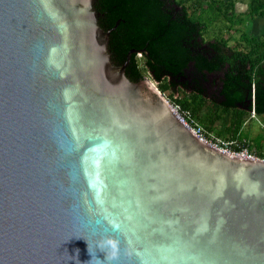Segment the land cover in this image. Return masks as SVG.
<instances>
[{
	"label": "water",
	"instance_id": "water-1",
	"mask_svg": "<svg viewBox=\"0 0 264 264\" xmlns=\"http://www.w3.org/2000/svg\"><path fill=\"white\" fill-rule=\"evenodd\" d=\"M182 9L0 0V264H264V160L200 139L155 82L264 113V65L251 86Z\"/></svg>",
	"mask_w": 264,
	"mask_h": 264
},
{
	"label": "trees",
	"instance_id": "trees-1",
	"mask_svg": "<svg viewBox=\"0 0 264 264\" xmlns=\"http://www.w3.org/2000/svg\"><path fill=\"white\" fill-rule=\"evenodd\" d=\"M173 4H176L178 7H183L182 11L185 13L183 17L190 24L196 23L200 28L197 30L198 38L200 39V44H204L206 42L214 41L216 44L227 48L228 51L233 53L242 54L247 60L248 67L243 72L246 76H248V82L251 86L254 85V82L259 79V75L255 76V73L261 65H264V38L256 39L251 38L247 35L246 32H242L243 39L242 42L237 41L233 45L228 44L227 39H212L206 40L204 38V33L207 28L203 25V18L199 13H202L201 10L207 8L210 10H214L213 6H216V1L211 0L210 5L209 0H172ZM204 1H208V6L202 5ZM223 2V0H221ZM215 2V3H214ZM221 2V7H216L215 10H220L221 14L224 18H226V14L233 8L234 2L224 1ZM225 4V5H224ZM249 15L252 17L263 16L264 15V0H249ZM219 16V15H218ZM245 42L246 44H244ZM140 51H135L132 55L133 62L136 68V72L145 77V74H149L150 78L154 80L153 76L147 72V67L145 63L147 62V57L140 53L143 58V68L140 67L137 54ZM144 71L146 73H144ZM155 81V80H154ZM159 90L164 93V95L172 102L178 103L180 107L184 110H188L191 116L198 121L201 125H203L207 130L216 133L217 135L223 136L225 138L239 137L246 138L249 144L250 149H254L255 153L259 157L264 156L263 150V141L264 137L256 136L252 141L248 139V134L242 132V128L247 119L251 118V111L246 109L223 105L215 102L210 99L208 96H204L199 92L194 90L186 91L185 88L181 87L178 83L175 85V94L170 89V84L168 83L167 74H162L158 81H155ZM254 115L263 117L264 113L257 112ZM219 122L221 124L219 129H215V124Z\"/></svg>",
	"mask_w": 264,
	"mask_h": 264
},
{
	"label": "rangeland",
	"instance_id": "rangeland-1",
	"mask_svg": "<svg viewBox=\"0 0 264 264\" xmlns=\"http://www.w3.org/2000/svg\"><path fill=\"white\" fill-rule=\"evenodd\" d=\"M216 6L212 5L214 10L204 8L201 10L202 13H199L204 19V26L207 28L205 31L204 38L206 40L212 39H227L228 44L233 45L235 42H242L243 35L242 32H246L251 38L262 39L264 38V16L252 17L249 15V0H232L234 2L233 8L230 9L226 18L220 13V10H215L216 7H221V0H215ZM225 0H223L224 2ZM230 1V0H226ZM208 2V1H207ZM206 1L202 3L204 6H208ZM211 0H209V3ZM222 2V3H223ZM215 3V2H214ZM212 3H210L211 5ZM225 5V4H224ZM219 15V16H218ZM246 44L245 42H243ZM140 67L143 68V58L140 53L137 54ZM144 73H146L144 71ZM149 77V74H145ZM251 118L247 119L244 123L242 132L248 134V139L253 140L254 137L263 136L264 137V118L254 115L250 116ZM221 124L217 122L214 126L215 129H219ZM263 150H264V141H263Z\"/></svg>",
	"mask_w": 264,
	"mask_h": 264
},
{
	"label": "built area",
	"instance_id": "built-area-1",
	"mask_svg": "<svg viewBox=\"0 0 264 264\" xmlns=\"http://www.w3.org/2000/svg\"><path fill=\"white\" fill-rule=\"evenodd\" d=\"M169 102L178 118L206 143L232 155L244 158H259L264 160V156L259 157L255 151H253L254 149H250L246 138H239L238 136L225 138L223 136L217 135L216 133L207 130L203 125L196 121L191 116L190 112L188 110L182 109L178 103L172 102L170 100ZM251 115L254 117V112H251Z\"/></svg>",
	"mask_w": 264,
	"mask_h": 264
},
{
	"label": "clouds",
	"instance_id": "clouds-1",
	"mask_svg": "<svg viewBox=\"0 0 264 264\" xmlns=\"http://www.w3.org/2000/svg\"><path fill=\"white\" fill-rule=\"evenodd\" d=\"M108 244L111 246L112 248V252H111V255L109 256V259H112L116 256V248H117V245H116V242L115 241H108Z\"/></svg>",
	"mask_w": 264,
	"mask_h": 264
},
{
	"label": "crops",
	"instance_id": "crops-1",
	"mask_svg": "<svg viewBox=\"0 0 264 264\" xmlns=\"http://www.w3.org/2000/svg\"><path fill=\"white\" fill-rule=\"evenodd\" d=\"M264 16V15H263Z\"/></svg>",
	"mask_w": 264,
	"mask_h": 264
}]
</instances>
